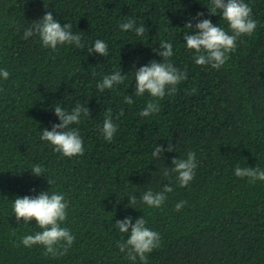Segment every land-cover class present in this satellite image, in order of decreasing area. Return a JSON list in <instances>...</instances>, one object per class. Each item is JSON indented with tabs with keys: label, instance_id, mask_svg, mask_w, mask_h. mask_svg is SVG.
Wrapping results in <instances>:
<instances>
[{
	"label": "trees",
	"instance_id": "trees-1",
	"mask_svg": "<svg viewBox=\"0 0 264 264\" xmlns=\"http://www.w3.org/2000/svg\"><path fill=\"white\" fill-rule=\"evenodd\" d=\"M244 2L257 27L238 37L236 50L214 69L197 65L184 41L191 32L185 24L194 26L197 12L232 34L220 10L210 14L211 0H0V70L10 73L0 77V264H132L117 246L128 234L114 225L126 216L133 223L144 216L160 233L147 264H264V181L234 175L237 165L264 169V0ZM46 11L71 23L84 47L53 51L38 35L24 38ZM129 19L145 27L143 36L120 28ZM97 39L108 44L109 56L89 52ZM161 42L173 45L169 59L188 79L174 95L138 96L135 70L162 62L153 50ZM116 70L125 81L100 92L96 85ZM152 100L160 111L139 115ZM77 103L91 112L71 126L80 131L84 154L65 157L41 130L60 123L54 107L71 111ZM108 113L118 125L111 142L100 131ZM170 140L177 151L154 158L157 143L167 148ZM189 151L197 167L181 187L177 174L164 177L163 169ZM35 164L46 173L33 175ZM165 184L173 191L159 208L142 201L144 192ZM41 191L63 193L69 202L61 226L75 241L64 255L21 243L41 229L35 219L16 221L13 200ZM180 201L186 203L176 211Z\"/></svg>",
	"mask_w": 264,
	"mask_h": 264
},
{
	"label": "clouds",
	"instance_id": "clouds-1",
	"mask_svg": "<svg viewBox=\"0 0 264 264\" xmlns=\"http://www.w3.org/2000/svg\"><path fill=\"white\" fill-rule=\"evenodd\" d=\"M47 8V5H45ZM210 14H217L220 10L222 18L228 22L232 32L230 35L223 28L214 24L210 19H201L203 12H197L193 17L197 22L193 26L191 21L185 25L191 32H184V41L190 50H194L195 63L197 65H211L218 69L223 66L228 59V53L236 50V41L243 34L251 35L257 27V21L252 18V8L244 0H211L207 7ZM134 19H129L122 23V30H133L137 36H143L146 29L143 25L134 27ZM38 35L42 44L53 51L58 50L59 45L74 44L83 48L82 37L79 33L72 31L71 23H61L54 17L52 11H46L38 20L31 22V26L24 30V38ZM157 55L163 57L162 62L150 60L148 64L140 66L135 70V93L143 96L146 92L153 98L162 99L166 95H174L177 85L188 79L187 72L180 71L171 61L173 55V45L170 42H161L159 48L153 49ZM90 53H98L101 56H109L108 44L97 39L94 46L89 49ZM10 73L6 69L0 70V77L8 79ZM126 79V74L121 70H116L111 74L104 75L101 82L96 87L100 92L105 89H112L117 84H122ZM125 102L131 104L132 98L125 96ZM160 111V106L155 100L149 101L147 106L141 110L139 115L147 117L150 114ZM55 115L60 123H53L51 130L44 128L41 130V139L50 142L54 150L62 153L65 157H72L84 154L83 140L78 128L71 127L81 122V117H90L91 112L87 106L77 103L75 107L68 111L60 106L54 107ZM122 114V113H121ZM118 125L114 123L111 114L108 113L100 129L105 140L111 142L116 133ZM165 151H177L171 140L164 148L158 144L152 152L156 159H162ZM197 167L195 152L189 151L186 159L172 158V166L163 169V176L169 177L172 173L177 174V180L181 187H185L194 179ZM33 175L45 174V169L40 164H35L31 169ZM234 175L240 178L247 177L251 182L256 180L264 181V169L260 167H240L234 169ZM50 184L51 181L48 180ZM35 191V189H33ZM171 184H165L158 192L151 189L144 192L142 201L150 207L159 208L166 200V194L172 192ZM136 202V197H129V205ZM68 201L63 193L41 191L34 196H17L13 200V212L16 221L21 219L24 223H29L35 219L40 231L34 234L25 235L21 238V243L25 247L42 245L45 248V255L51 254L53 257L64 255L68 248L75 241L74 235L67 227H62L61 223L67 218ZM186 201L176 204V211H180ZM115 227L121 233H127L128 238L118 241L117 246L121 252L126 253L127 258L135 264L137 257L141 264H147V254L160 247V233L147 227L144 216L136 218L126 216L115 221Z\"/></svg>",
	"mask_w": 264,
	"mask_h": 264
}]
</instances>
